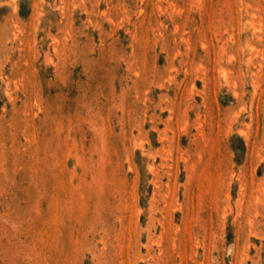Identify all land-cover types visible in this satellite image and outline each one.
Instances as JSON below:
<instances>
[{"label": "rangeland", "instance_id": "1", "mask_svg": "<svg viewBox=\"0 0 264 264\" xmlns=\"http://www.w3.org/2000/svg\"><path fill=\"white\" fill-rule=\"evenodd\" d=\"M0 264H264V0H0Z\"/></svg>", "mask_w": 264, "mask_h": 264}]
</instances>
